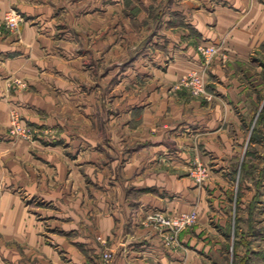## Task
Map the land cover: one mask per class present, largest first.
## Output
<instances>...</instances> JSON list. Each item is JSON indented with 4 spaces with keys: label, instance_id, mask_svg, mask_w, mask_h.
<instances>
[{
    "label": "crops",
    "instance_id": "crops-1",
    "mask_svg": "<svg viewBox=\"0 0 264 264\" xmlns=\"http://www.w3.org/2000/svg\"><path fill=\"white\" fill-rule=\"evenodd\" d=\"M11 7L18 35L3 26ZM201 42L222 47L193 97L174 83L204 69ZM262 45L264 0H0V264H86L106 245L114 264H198L214 231L191 168L242 171ZM13 110L54 137L10 140ZM253 206L264 214L262 197ZM153 208L198 209L187 250L163 245Z\"/></svg>",
    "mask_w": 264,
    "mask_h": 264
},
{
    "label": "rangeland",
    "instance_id": "rangeland-1",
    "mask_svg": "<svg viewBox=\"0 0 264 264\" xmlns=\"http://www.w3.org/2000/svg\"><path fill=\"white\" fill-rule=\"evenodd\" d=\"M11 9L19 11L17 8L11 7L7 10L6 14ZM6 14L3 19V26H5L7 32L18 35L22 23L26 21L24 15L20 12L23 16V21L18 29H12L7 23ZM215 44L218 46V52L204 71V74L214 61L215 57L220 54L222 45L218 42ZM256 55L261 61L250 62V65L247 68L249 72L247 73H251L252 75V78L250 79L252 81L251 85L254 88V81L256 80L253 78L255 75L254 71L257 72L259 67H263L261 73L262 76L259 75L261 80L259 79V76H257V79L262 82L263 87L261 88L262 93L260 92L258 94L259 105L256 106L254 101L248 100L249 105L247 116L248 118H252L253 123L248 130V140L245 146H242L240 150V154L243 153L244 156H239L237 160L233 159L235 167H238V162L241 160L243 166L242 171L232 174H225L224 172L220 175L214 174L212 172L213 167L211 163L202 158H197L191 168V175L198 185L203 186L207 183V185L210 186V189H207L209 210L206 211V214L208 215L209 213L208 224H210L214 233H211L208 230L205 231L209 233L208 238L210 237V242L209 247H206L200 255V264H264V214L262 213V215H258L253 206L254 201L257 198L262 197L264 199V184L262 183L264 179V45H262ZM184 76L174 83L179 90L185 89L193 97L206 96L208 90L207 87L205 93L202 95H195L190 88L180 86L179 83ZM14 81L19 87L28 88L29 86L28 81L23 79H15ZM206 84L208 85L207 81ZM254 119L259 120L257 132H255ZM16 122L24 128L26 135L20 134L18 125H14ZM42 133H50L49 135L54 137V134L49 129L38 127L26 121L19 110L12 111L11 120L7 127V136L10 140L15 142L21 139L34 140L37 135ZM255 135L257 137H255ZM200 165H202L206 171L199 176L196 169ZM229 178L230 180H228ZM249 190L252 191V194L251 192L248 193ZM167 211H169V214L171 215L196 211V221L182 229L179 233L174 234H170L153 220L150 221L147 214L145 218L146 224L158 232L161 242L166 248L173 251L187 250V245L181 240V233L186 229L201 225L198 209L193 208L191 210ZM208 238L205 239L207 240ZM100 239L102 242L104 241L103 243L107 244L106 240L101 237ZM212 243H214L213 246L211 245ZM207 245L208 244H206V246ZM115 259V251L106 245V247L99 253L90 252L86 264H114ZM180 263L189 264L186 258L182 261H171L169 264Z\"/></svg>",
    "mask_w": 264,
    "mask_h": 264
},
{
    "label": "built area",
    "instance_id": "built-area-1",
    "mask_svg": "<svg viewBox=\"0 0 264 264\" xmlns=\"http://www.w3.org/2000/svg\"><path fill=\"white\" fill-rule=\"evenodd\" d=\"M6 19L9 27L12 29H18L23 21V16L16 9H11L6 14ZM197 48L203 56L204 69L202 71H191L182 78L179 85L190 88L195 95H202L206 92L207 87L204 71L207 69L213 57L218 52V46L215 43H200ZM16 124L17 122L14 125ZM17 125L18 129H20V134L26 135L24 128H22L20 124ZM205 171L206 169L202 165L196 169L199 176L204 174ZM147 217L150 221L153 220L159 224L161 228L165 229L170 234H174L179 233L185 227L193 224V222L196 221L197 213L196 211H189L171 215L166 209L154 208L147 212Z\"/></svg>",
    "mask_w": 264,
    "mask_h": 264
}]
</instances>
